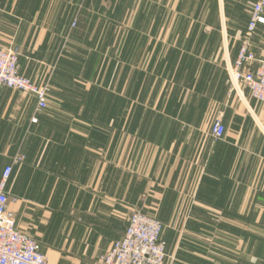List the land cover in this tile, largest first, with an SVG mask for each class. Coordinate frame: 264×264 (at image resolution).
I'll list each match as a JSON object with an SVG mask.
<instances>
[{"label":"crops","instance_id":"crops-1","mask_svg":"<svg viewBox=\"0 0 264 264\" xmlns=\"http://www.w3.org/2000/svg\"><path fill=\"white\" fill-rule=\"evenodd\" d=\"M256 1L0 0V47L50 84L41 112L0 90L8 209L48 262L100 264L138 210L164 264H264V105L228 84Z\"/></svg>","mask_w":264,"mask_h":264},{"label":"built area","instance_id":"built-area-1","mask_svg":"<svg viewBox=\"0 0 264 264\" xmlns=\"http://www.w3.org/2000/svg\"><path fill=\"white\" fill-rule=\"evenodd\" d=\"M75 25L76 21H73L71 26ZM259 27H264V0H257L250 8L246 32L240 40L234 63L228 68V84L231 90L247 89L253 100L264 105V55L257 59L251 51V39ZM19 57L17 49L0 47V90L10 89L31 96L36 101V110L44 111L49 86L37 85L20 75ZM255 63L257 67L251 70ZM224 132L218 117L210 128L212 141H220ZM20 160L19 156L15 158V162ZM11 172V166L6 167L0 179V264H52L41 253L36 241L16 229L5 193ZM161 235L162 225L158 221L134 210L128 216L124 236L112 243L100 264H164L167 255Z\"/></svg>","mask_w":264,"mask_h":264},{"label":"rangeland","instance_id":"rangeland-1","mask_svg":"<svg viewBox=\"0 0 264 264\" xmlns=\"http://www.w3.org/2000/svg\"><path fill=\"white\" fill-rule=\"evenodd\" d=\"M45 84H48V86L50 87L49 82H45ZM218 116H219V115H218ZM218 116H217L216 118H218ZM216 118H213L212 121L210 122V123H211V124H210V128H211V126H212V124H213V122H214V120H215ZM163 229H165V226L162 225V231H163Z\"/></svg>","mask_w":264,"mask_h":264}]
</instances>
